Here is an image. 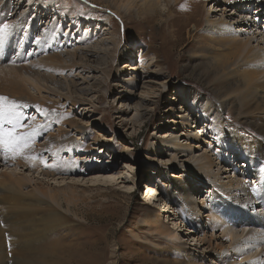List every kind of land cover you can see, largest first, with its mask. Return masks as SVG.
Returning <instances> with one entry per match:
<instances>
[{
    "label": "rangeland",
    "instance_id": "rangeland-1",
    "mask_svg": "<svg viewBox=\"0 0 264 264\" xmlns=\"http://www.w3.org/2000/svg\"><path fill=\"white\" fill-rule=\"evenodd\" d=\"M18 1L24 11L31 10L30 16L34 18L37 11L41 16L49 12L45 0ZM176 1L159 0L163 19L170 16L167 10ZM189 1L195 4L197 12L194 14L200 25L185 21L187 25L183 27L179 45L172 42L174 36L167 39L157 34L161 17L143 21L144 14L138 15L135 9L128 11L119 6L118 0H108V3L105 0L57 1L60 12L51 11V17L57 15L54 20L61 24L62 36L74 34L67 41L62 39V47L56 50L59 55L68 62L79 63L85 56L76 49L97 52L83 67H65L52 74L44 72L51 90H37L32 83L28 85L33 95L42 96V105L36 102L17 111L24 117V125L41 121L48 114L58 118L45 134L55 133L57 129L67 131L68 146L61 155L68 159V168L72 170L46 175L47 168L42 165L21 167L0 160V174L19 177L24 181L25 190L39 186L48 194L57 192L59 205L49 196L41 195L43 203L39 207L57 210L62 222L44 212L27 216L31 210L25 205L28 199L21 194L0 192V264H223L219 258L221 252L231 253L239 264L235 252L228 250L229 239L214 219L216 207L208 204L213 196L210 182L200 175L185 174L187 180H193L189 195L193 198L197 195L200 205H205L200 213H194L196 218H191L181 212L170 197L173 177L169 176L177 175L180 179L184 174L172 158L173 150L154 156L149 153V145L158 135H169L168 128L175 121L185 120L187 126L180 133H186V129L200 138V142L194 144L195 155L207 156L213 167L216 164L215 169L219 168L223 180H227L224 176L237 175L243 177L248 190L253 187L255 174L248 159L257 155L259 162L264 163V114H245L233 103L220 107L212 87L198 76L196 61L190 57L192 50L183 51L182 47L199 37L192 35L195 27L203 29L216 23L238 33V39L243 41L248 26L239 23L240 16L245 14L235 8L249 5L251 9H263L264 15V0H234L230 6L216 5L210 0ZM29 26L32 33L36 25ZM23 27L24 23L20 25L24 30ZM41 28L33 35L41 34ZM33 35L20 49L10 45L7 60L13 51L17 62L27 63L25 55L33 48ZM37 52L35 50L32 58L37 57ZM261 54L264 55L263 51ZM1 56L0 61L4 58ZM260 59L256 63L264 68V57ZM260 76L264 80V71ZM120 77L125 82L121 83ZM120 94L132 97L124 101L120 100ZM204 103H207L206 109L200 108ZM19 104L23 105L24 100ZM134 105L138 107L133 108ZM220 128L224 129L223 133L240 135L247 145L255 142L257 152L242 153L240 147L232 143L222 145ZM74 142H78L75 148ZM43 159L45 165L50 164L52 154L43 152ZM105 165L111 166L107 175L80 173L87 172L89 167ZM103 176L115 179L108 185H88L91 184L88 180ZM146 185L154 197L149 202L151 205L144 204L141 188L145 189ZM157 199L163 202L164 211L173 213L169 214L170 218L181 225L174 237L163 232L166 236L156 238L141 222ZM168 238L172 242L164 240ZM188 255L192 257L191 262L186 260Z\"/></svg>",
    "mask_w": 264,
    "mask_h": 264
},
{
    "label": "bare ground",
    "instance_id": "bare-ground-1",
    "mask_svg": "<svg viewBox=\"0 0 264 264\" xmlns=\"http://www.w3.org/2000/svg\"><path fill=\"white\" fill-rule=\"evenodd\" d=\"M57 1L59 0H50L49 2L45 0V4L47 5L46 10L49 12L41 16V13L37 11L35 18L30 16L31 10L27 9L24 11L23 4L18 0H4L0 2V22H7L14 25L9 36L0 43V54H2V56L4 55V58L1 56L3 59L0 61V96H6L9 100H14L18 104L24 100L23 105H33L37 102L38 105L41 106L43 100L40 98L42 96L33 95V93L29 91L28 85L30 83H32L37 90H51L46 84L47 77L44 72H51L52 74L65 67H83V65L87 63V59L97 52L93 49H76L77 52L84 53L85 56V60H81L79 63H74V60L68 62L59 55L56 50L62 47L64 40L67 41L73 38L74 34L69 33L62 36L61 24L54 20L57 15L53 18L51 17V11L56 14L60 12V9L57 10ZM118 1L119 6L124 7L128 11L135 9L138 15L139 13L144 14L143 17H141L144 19L143 21L149 18H156V16L161 17L160 19L162 21L158 27L159 31L157 34L166 36L167 39H169L170 36H174V39H172L174 45L182 43L181 35L183 27L187 25L185 21H195L197 25H200L199 18H196L194 14L197 12L195 4L189 0H177L174 4L170 5L167 10V16H171V14L172 16L166 17L165 19L162 18V10L158 8L159 0ZM210 1L216 5L223 4L225 6H230L234 0ZM105 3H108V0H105ZM105 6L110 9L109 6ZM235 10H239V13L245 14L243 16L241 15L238 20L244 27L248 26L246 29L248 34L243 41H240V38L238 39V33H235L229 27H223L216 23L215 26L207 25L203 29H200V26L195 27L192 30V35H199V37L194 42L191 41L184 44L182 49L183 51L192 50L190 57L194 58V61H196L194 63L198 76L212 87L213 95L216 97L220 107L224 105L229 106L233 103L238 109L244 111L245 114H260V112L264 114V80L259 78V76L263 74L264 68L256 63L257 60L264 57V55L261 54L262 51L264 53L263 9L257 7L251 9L248 5L237 7ZM207 13L208 16H210L209 11H207ZM128 16L129 13L127 17ZM244 16L247 17L245 18ZM137 21L140 22V19ZM23 23L24 30L20 28V25ZM29 24L36 25L32 33ZM39 27H42L41 34L33 35L36 33V30H39ZM170 27L175 28L169 29ZM20 32H22V34ZM31 35H33V48L30 47L28 53L25 55L27 63L17 62L13 51L12 56L10 55L11 58L7 60L6 55L11 53L8 50L9 46L12 45L13 47V45H16L18 49H20L19 47L26 45L29 41L27 39H30ZM160 35H156V37ZM62 39L64 40L62 41ZM35 50H38L37 57L32 58V54ZM240 57L241 60L238 61ZM250 57H252V59H250ZM249 60H251V62ZM119 67L117 70H120ZM27 74L32 77H29ZM120 74V76H122L123 72H120ZM40 80L45 81V83H41ZM124 80L123 77L119 78L121 83L125 82ZM120 95V100L124 101L126 99L129 101L132 97L126 94L125 96H123V94ZM170 99L171 97L169 100ZM206 106L207 103H204L200 108L206 109ZM137 107L136 105L133 106V108ZM57 121L58 118L56 119L54 116H51V114H48L41 121H30V124L24 125V117L21 116V124L24 125V127H22L20 131L31 132V136L28 138L29 147L23 149L22 153H17L15 155L13 153H6L0 149V160L20 165L21 167H38L42 165L47 168L46 171H44L46 175H53L54 171L61 173L70 172L72 169L68 168V159H65L61 155L63 151L67 150V131L64 129H57L55 133L49 132L45 134L48 129H50L51 123ZM167 123L168 122H166V124ZM186 126L187 122L185 120L175 121L172 127L168 128V130H170L169 135H158V137L153 138L149 145V153L154 156H159L165 151L172 149V158L177 163L178 169H181L180 171L184 173V177L182 175L180 179L177 175H168L169 177H173L170 179L173 182L170 197L175 200L174 203L181 212L190 215L191 218H196L194 213H200V208L205 205H200L201 202L198 200L197 195L194 198L193 195H189L190 189H193V180H187L185 174H191L194 177L200 175L203 180H208L213 192V196L208 204L210 207H216L217 214L214 219H216L217 225L220 226L223 235L226 236L231 243L228 250L230 249L233 253L235 252V256L240 259L239 264H264V163L259 162L257 155L252 160L248 159L251 165L250 167L255 174V182L250 190L244 185L245 182H242L243 177L239 178L237 175H234L232 178L224 176L227 180H223L219 168L215 169L216 164L213 167V162L207 156L194 154V144L200 142V138L197 136V133L187 132L186 129V133H180ZM189 128L190 126L187 129L189 130ZM220 129L221 134L219 136L222 145L232 143L236 147L239 146V150H242V153H245V151L252 152V150L254 153L257 152L258 148L255 142L247 145L242 139L243 137H239L240 135L237 136L238 134L236 135V133L228 131L223 133L224 129ZM44 134L46 135L44 139L39 141L41 139L40 137ZM77 143L74 142V147H72L75 148ZM48 151L52 154L53 161L45 165L43 152ZM221 153L222 150L217 155L220 157ZM70 154L71 153H69V158H71ZM179 156L182 157V159H178ZM109 170L111 171L110 165L94 166L89 167L87 172L80 173L101 172L103 175H107L110 173ZM113 179L115 178L110 179L107 176H103L102 179H96L95 177L88 180L87 183L90 182L91 184L88 185L94 184L97 186L98 184L108 185L113 183ZM141 189L142 193L144 190V204L151 205L149 202L151 199L154 200V197L150 195L151 191L149 186L146 185L145 189ZM4 191L11 195L21 194L28 199L25 205L26 207L29 206L28 208L31 210L30 213H27V216H33V214L36 216L44 212V214L48 213L51 219L62 222L61 219H59L60 214L57 210H52L43 206L39 207L40 203L43 201L40 198L41 195L49 196L59 205V195L57 192L48 194L46 189L39 186L25 190L24 181L20 180L19 177L16 178V176L14 177L8 173H1L0 192ZM203 191H205V188ZM164 207L163 202H160L159 199L155 200L152 203V207H149V211L145 218L141 220L142 224L147 226L156 238H161L160 235L162 234H164L162 236H166L165 233L170 237H174L177 229L181 227L180 223L173 220V217L170 218L171 216H169V214L173 213L171 211H164ZM20 215L21 214H19V216ZM184 226L186 227V225ZM134 236L139 238L136 234H134ZM164 240L172 242L171 238ZM231 255V253L229 255L223 252L219 253L220 261L223 264H238ZM191 258L192 257L188 255L186 260L190 261Z\"/></svg>",
    "mask_w": 264,
    "mask_h": 264
},
{
    "label": "snow or ice",
    "instance_id": "snow-or-ice-1",
    "mask_svg": "<svg viewBox=\"0 0 264 264\" xmlns=\"http://www.w3.org/2000/svg\"><path fill=\"white\" fill-rule=\"evenodd\" d=\"M14 25L0 22V43L8 36ZM20 105L6 96H0V149L6 153H22L23 149L29 147L28 138L31 132L20 131L24 125L21 124V113L17 111Z\"/></svg>",
    "mask_w": 264,
    "mask_h": 264
}]
</instances>
